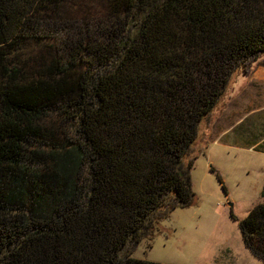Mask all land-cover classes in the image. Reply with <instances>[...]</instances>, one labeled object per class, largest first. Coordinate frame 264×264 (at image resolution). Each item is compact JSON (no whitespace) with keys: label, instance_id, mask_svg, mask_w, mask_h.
I'll return each instance as SVG.
<instances>
[{"label":"trees","instance_id":"1","mask_svg":"<svg viewBox=\"0 0 264 264\" xmlns=\"http://www.w3.org/2000/svg\"><path fill=\"white\" fill-rule=\"evenodd\" d=\"M256 58L264 0H0V264H162L128 253L194 202L198 125Z\"/></svg>","mask_w":264,"mask_h":264},{"label":"rangeland","instance_id":"2","mask_svg":"<svg viewBox=\"0 0 264 264\" xmlns=\"http://www.w3.org/2000/svg\"><path fill=\"white\" fill-rule=\"evenodd\" d=\"M262 65L256 58L243 72L235 70L220 102L198 125L188 171L194 202L169 210L156 222L152 235L142 237L128 256L162 264H264L242 245L236 227V221L262 200L264 156L213 140L221 116L228 115L236 102L245 101L247 75ZM232 134L230 131L228 136Z\"/></svg>","mask_w":264,"mask_h":264},{"label":"crops","instance_id":"3","mask_svg":"<svg viewBox=\"0 0 264 264\" xmlns=\"http://www.w3.org/2000/svg\"><path fill=\"white\" fill-rule=\"evenodd\" d=\"M245 82V101L236 102L228 115L221 116L220 129L213 140H222L227 146L243 147L264 156V65L251 70ZM230 131H233L231 137L228 136Z\"/></svg>","mask_w":264,"mask_h":264},{"label":"water","instance_id":"4","mask_svg":"<svg viewBox=\"0 0 264 264\" xmlns=\"http://www.w3.org/2000/svg\"><path fill=\"white\" fill-rule=\"evenodd\" d=\"M227 205L229 206V205H230V203H229V202H227Z\"/></svg>","mask_w":264,"mask_h":264}]
</instances>
